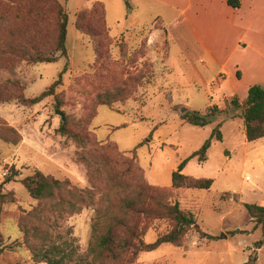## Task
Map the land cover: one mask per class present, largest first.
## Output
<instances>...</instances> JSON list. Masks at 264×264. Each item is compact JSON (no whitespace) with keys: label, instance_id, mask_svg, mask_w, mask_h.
Here are the masks:
<instances>
[{"label":"rangeland","instance_id":"1","mask_svg":"<svg viewBox=\"0 0 264 264\" xmlns=\"http://www.w3.org/2000/svg\"><path fill=\"white\" fill-rule=\"evenodd\" d=\"M59 1L68 15L66 56L50 63L21 61L0 70V81L17 80L25 97L32 98L47 89L66 67L55 96H46L33 105L0 102V117L21 136L17 144L0 139V182L13 166L20 172L19 178L37 168L79 187H89L85 167L75 159L76 144L57 129L65 115L73 123H79L94 110L97 93L142 76L141 82L132 84L129 94L117 95L111 106L95 108L96 114L88 126L92 138L95 135L99 141H114L125 155L134 154L135 163L144 169L148 182L167 188L171 186L172 172L202 145L219 120L222 140L212 142L205 162L198 163L192 158L182 168L184 174L213 179L211 187L175 189L172 197L181 208L194 212L197 223L211 238H200L193 232L183 247L162 243L156 249L140 251L135 264H244L254 251L256 263L264 264V237L243 206L244 202L264 205V137L247 141L243 120L228 118L229 110L205 126L184 123L180 118L184 110L204 111L210 105H228L221 99L224 94L229 101L232 91L229 79L220 78L224 69L212 66L205 58L200 61V57L187 56L182 40L170 27L168 40L166 37L149 40L151 46L155 43L158 47V60L164 59L170 48L167 67L155 66L145 55V48L148 33L161 25L155 22L156 10L149 0ZM95 1L104 5L111 38L107 39L111 45L97 58L91 38L75 27L77 14ZM135 16L137 23H133ZM88 20L83 15V22ZM56 102L60 103L58 107ZM57 110L63 113V120ZM4 187L16 197V202L3 205L0 211V230L7 246L22 239L18 219L37 201L19 182ZM224 191L236 192L239 197L236 201L218 202ZM93 215L94 210L87 207L65 221L81 251L88 246ZM165 229L164 223L155 222L144 241L153 242L157 232ZM259 239L263 244L255 249L254 242ZM0 264L33 262L28 249L18 247L1 252Z\"/></svg>","mask_w":264,"mask_h":264},{"label":"trees","instance_id":"2","mask_svg":"<svg viewBox=\"0 0 264 264\" xmlns=\"http://www.w3.org/2000/svg\"><path fill=\"white\" fill-rule=\"evenodd\" d=\"M227 3L234 8L240 5L239 0H227ZM83 15L89 17L88 22H83ZM67 22L66 9L59 0H0V70L12 68L21 61L50 63L66 56ZM75 27L91 38L96 58L111 45L107 41L111 38L102 2L95 1L77 14ZM65 70L63 67L57 79L32 98L25 97L24 88L17 80L0 81V102L36 104L55 94ZM140 78L142 76L129 78L124 85L97 93L94 110L84 115L79 123H73L65 115L57 129L76 144L75 159L85 167L89 187H79L68 179L55 178L37 168L21 178L13 166L7 170L0 182V211L3 205L16 202L14 193L4 187L11 182H19L37 204L23 211L18 219L17 226L22 233L20 241L4 245L0 230V253L26 247L33 264H135L140 251L156 249L162 243L183 247L193 232L200 238H211L197 223L194 212L181 208L172 197L175 189L208 190L211 187L213 179L184 174L182 168L192 158L198 163L207 160L212 142L222 140L220 120L202 145L172 172L169 188L150 184L144 169L135 163L134 154L127 156L116 142L99 141L93 132L95 138L90 135L88 126L96 114L95 108L111 106L117 101V95L129 94L132 84ZM59 105L56 102V106ZM226 110L230 111L228 118L243 120L247 141L264 137V87L257 84L248 87L243 102L233 97L223 107L210 105L204 111L184 110L180 118L184 123L205 126ZM0 139L11 144L21 140L17 130L1 117ZM238 197L236 192L224 191L219 194L218 202L236 201ZM243 206L264 237V205L244 202ZM87 207L94 210V215L88 246L81 251L72 228L66 226L65 221ZM155 222L164 223L166 229L157 232L153 242L146 243L144 236ZM262 244L263 240L259 239L254 242V248L259 249ZM257 259L254 251L244 264H257Z\"/></svg>","mask_w":264,"mask_h":264},{"label":"crops","instance_id":"3","mask_svg":"<svg viewBox=\"0 0 264 264\" xmlns=\"http://www.w3.org/2000/svg\"><path fill=\"white\" fill-rule=\"evenodd\" d=\"M149 1L156 10L155 22L161 25L148 33L145 48L155 66L167 67L170 48L165 58L158 60V47L155 43L151 46L149 40H168L170 27L182 40L187 56L200 57V61L205 58L212 66L224 69L220 78L230 81V99L237 97L243 102L249 86L264 87V0H239L236 8L227 0ZM134 7L139 10L138 5ZM137 22L135 16L133 23ZM221 99L229 102L224 94Z\"/></svg>","mask_w":264,"mask_h":264},{"label":"water","instance_id":"4","mask_svg":"<svg viewBox=\"0 0 264 264\" xmlns=\"http://www.w3.org/2000/svg\"><path fill=\"white\" fill-rule=\"evenodd\" d=\"M56 113H58L60 115L61 119L63 120V117H64L63 113L59 110H57Z\"/></svg>","mask_w":264,"mask_h":264}]
</instances>
